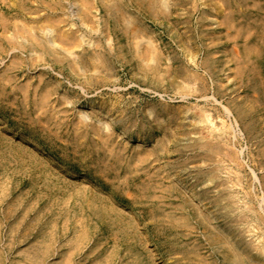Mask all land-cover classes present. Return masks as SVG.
I'll return each mask as SVG.
<instances>
[{
	"label": "rangeland",
	"instance_id": "1",
	"mask_svg": "<svg viewBox=\"0 0 264 264\" xmlns=\"http://www.w3.org/2000/svg\"><path fill=\"white\" fill-rule=\"evenodd\" d=\"M0 264H264V0H0Z\"/></svg>",
	"mask_w": 264,
	"mask_h": 264
}]
</instances>
